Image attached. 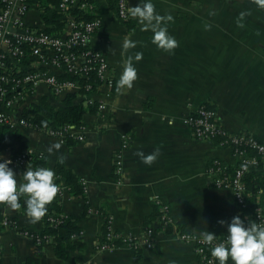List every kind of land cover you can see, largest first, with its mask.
Returning <instances> with one entry per match:
<instances>
[{
    "label": "crops",
    "instance_id": "obj_1",
    "mask_svg": "<svg viewBox=\"0 0 264 264\" xmlns=\"http://www.w3.org/2000/svg\"><path fill=\"white\" fill-rule=\"evenodd\" d=\"M57 0H38L26 14L33 29L59 33V20L48 7ZM155 11L171 14L168 32L178 44L170 50L160 49L152 42L151 30L143 29L138 18L129 31L121 18L110 8L108 0H96V14L101 27L92 35L91 46L102 51L109 63L106 81L89 94L80 87L57 91L45 80L22 87V94L12 96L14 103L7 112L14 127L6 132H18L24 147L15 138L14 147L3 150V159L14 158L21 151L48 157L47 168L54 170L63 161L86 184L87 200L74 197L60 182L62 195L50 204L60 202L65 213L78 218L83 242L73 251L77 264H198L199 256L193 244L182 241L178 230L200 234L211 231L223 234L233 216L242 219L244 209L237 204L230 189L215 185L210 164L216 160L234 169L240 163L232 147L219 139H198L185 123L186 116L202 104H212L220 123L232 134H251L264 141V5L260 0H152ZM139 0H129L130 7ZM1 6V3H0ZM125 37L136 41L135 48L124 49ZM10 57L7 71L42 72L68 75L62 66L53 64V53L46 59L31 53ZM137 52L142 58L133 60L137 79L131 88L118 86L124 63ZM81 63V59L77 61ZM71 77L74 75L70 74ZM107 79H112L110 86ZM115 87L118 91L115 92ZM77 94L76 103L94 101L106 103L105 110L87 113L83 131L71 128L65 137L47 130L21 125L20 120L34 116L35 106H62L65 97ZM76 139L73 145L66 137ZM79 135H84L80 140ZM123 151V173L115 171V157ZM59 145L57 148L56 145ZM51 149V151H49ZM159 149L156 159L145 163V156ZM19 183L27 167L10 164ZM264 173V161L258 167ZM259 189L252 193L254 203L264 202V182H255ZM248 190V189H247ZM248 194V191H247ZM26 195L21 207L13 209L0 203L4 216L0 230V258L3 264H75L60 259L49 242L38 243L31 236L44 228V220L33 221L26 214ZM168 205L177 225L170 232L158 219L150 221L157 203ZM86 204H89L88 208ZM264 206V205H260ZM110 218L112 228L123 236H132L141 244L139 250L119 246L101 249V240ZM7 220L9 224H5ZM154 228V246L145 245L147 229ZM227 264H233L231 258Z\"/></svg>",
    "mask_w": 264,
    "mask_h": 264
},
{
    "label": "built area",
    "instance_id": "obj_2",
    "mask_svg": "<svg viewBox=\"0 0 264 264\" xmlns=\"http://www.w3.org/2000/svg\"><path fill=\"white\" fill-rule=\"evenodd\" d=\"M0 122H7L11 127L16 125L15 121L9 117L7 107H11L14 103L12 99L22 94V87L36 85L39 81L45 80L53 85L57 91L65 88L80 87L85 88L89 92L93 85L87 83L85 86L75 76L87 77L91 69H96L99 78L102 82L106 81V74L109 69V63L106 55L91 46L92 35L101 27L102 20L97 15L93 20L77 19L72 12L76 9L96 12V5L91 0H59L57 3H52L48 7V12L58 13L59 21H65L66 27L63 33L48 32L41 29H33L26 23L25 17L33 6L32 0H0ZM130 7L129 0H119V14L121 18H129L128 8ZM77 46L86 47V51L79 54L73 49ZM31 48V53L38 55L42 59H46V53H53L52 62L57 66H62L68 73L67 79H59L56 75H50L39 71L28 72L24 75L13 76L8 74L6 70L7 60L10 57H23L27 53V49ZM81 59V63L77 61ZM70 74L74 75L71 77ZM108 84L113 86L112 79H107ZM95 87H99V85ZM91 93V91H90ZM89 94V93H87ZM88 96V102L94 100ZM106 103L99 102V111L105 110ZM185 123L192 129L198 139H215L222 137L221 144L232 147L234 153L240 157L239 165L234 169L233 173H228L229 167L220 161L214 160L209 166V172L214 175L215 185L230 189L234 198L243 210L248 206L247 187L245 184V175L255 167H258L264 161V141L260 138L245 133L232 134L229 133L220 123L218 111L212 104H202L193 112L189 113L185 118ZM21 125H28L26 119L20 120ZM71 128L70 126L64 130H47L52 135L65 137ZM83 127L80 129L83 131ZM80 140L84 139V135H79ZM127 140L123 143L122 150L115 157V171L117 175L123 173V151L127 147ZM1 155V154H0ZM30 152H23L16 158H12L13 166L27 167L31 163ZM59 189L62 190L61 187ZM161 209V219L159 220L162 227L176 228L174 219L170 214L168 205L159 203ZM257 221L256 224H264V206L256 207ZM5 224H9L7 220ZM178 237L186 242L193 244L199 256L198 264H216V259L210 254L211 248L217 242H222L225 239L227 230L223 234H216V239L213 244L204 243L199 238L198 234L180 231L176 232ZM35 234V233H34ZM31 236L38 243H47L48 239L39 235ZM154 228L147 229V238L145 245L148 248L154 246ZM116 240H121L123 245L129 246L134 250H139L141 244L132 236H123L119 232H115L109 222L107 241L100 245L101 249L115 248L119 246Z\"/></svg>",
    "mask_w": 264,
    "mask_h": 264
},
{
    "label": "trees",
    "instance_id": "obj_3",
    "mask_svg": "<svg viewBox=\"0 0 264 264\" xmlns=\"http://www.w3.org/2000/svg\"><path fill=\"white\" fill-rule=\"evenodd\" d=\"M33 2H36L38 0H32ZM57 0L56 2H58ZM96 0H91L92 3H95ZM108 4L110 8L120 17L119 14V0H108ZM72 14L77 19H85L87 21L93 20L97 17L96 13H93L91 11H85V10H79L76 9L72 12ZM60 17V14L55 13L54 18L58 19ZM121 18V17H120ZM122 22L127 26L129 31H132L135 27V20L132 18H121ZM59 27L55 28V30H58L59 33H63L64 28L66 27V22L58 21ZM29 50V48H28ZM87 48L83 46H77L73 49V51H76L77 54H79L82 51H86ZM11 71H8V74H11L13 76H20L24 75L23 71H17L15 69H10ZM61 79H67L68 75L62 74ZM73 79H77L81 85L85 86L87 83H92L93 87L90 90L93 92L96 90L95 85L100 84L102 80L99 78L97 74L96 69H91L87 75V77H79L75 76ZM86 92L85 88L83 87L81 89V92L84 94L90 93ZM115 92L118 91V87H115ZM77 94L70 93L68 94L61 107L59 108H52L47 102L45 103V107L41 106H35L34 107V116H29L26 118V121L28 125L39 127L45 130H64L67 127L74 126L76 128L83 127L84 124V116L87 113H98V106L99 102H80L76 103ZM11 129V124L7 122H0V153L8 148L14 147V142L12 138L17 139L21 144L22 147H24L23 137L18 132H13L9 136L6 135V132ZM215 139H219L220 142L223 140L222 137H217ZM66 142L70 145H73L76 142V139L67 136ZM19 154H21V151L17 152L14 155V158H16ZM31 159V165L33 168L37 167H45L47 168V162L48 157L45 154H39V155H30ZM55 172V178H62L65 180L66 189L68 192L73 195L74 197L82 198L84 200H87V190H86V184L82 180L80 176L75 174L70 168L66 167L63 161L59 162L56 167L54 168ZM228 173H233V170H228ZM245 184L247 187L248 194V206L244 208V216H245V222L249 223H256L257 221V214H256V207L260 205H264V202L260 203H254L253 194L257 193V190L259 187L255 182L257 180L259 182H264V173L261 171H258V169H253L252 171H249L245 175ZM59 187L60 182L55 181ZM63 190L59 189L57 196L62 195ZM22 195V194H21ZM21 195L19 197V201L21 198ZM89 204H86V207L88 208ZM47 212L42 217L44 220V228L41 232L35 233L34 235H39L40 237H44V239H48L49 243L52 244L55 248L56 255L63 260L70 261L72 263H76V258L73 256V251L76 249H80L83 246V242L77 238L82 233V228L78 225V218L73 215H68L64 212L61 203L60 202H54L53 208L51 207V204H47ZM161 209L159 206L155 208L154 214L150 217V221L153 220H160L161 219ZM106 224H105V231L101 238V240L104 242L107 241V233H108V227L110 218L106 217ZM3 220L4 216L2 215L0 211V230L3 227ZM171 226L166 227L167 230H171ZM115 242L121 243V240H116ZM211 254V251H210ZM216 259V258H215ZM0 264H3L1 258H0ZM26 264H37V260L35 259H29ZM216 264H219V261L216 259Z\"/></svg>",
    "mask_w": 264,
    "mask_h": 264
},
{
    "label": "clouds",
    "instance_id": "obj_4",
    "mask_svg": "<svg viewBox=\"0 0 264 264\" xmlns=\"http://www.w3.org/2000/svg\"><path fill=\"white\" fill-rule=\"evenodd\" d=\"M264 5V0H260ZM131 17L138 18L143 29L151 30L152 42L165 51L174 49L178 42L168 32V22L173 19L171 14L161 15L155 11L152 0H139L136 6L128 8ZM136 41L125 37L123 48H135ZM142 53L137 52L134 57L130 56L124 63L123 71L118 80L121 88H131L137 79V68L133 60H140ZM58 148L59 145L57 144ZM51 151V149H49ZM159 149L153 153L144 155L138 152L145 163H151L156 159ZM10 159H3L0 155V203H6L13 209H19L21 204L19 197L26 195V214L33 220H40L47 212L49 204L57 195L59 185L55 182V172L51 168L27 167L23 172V182L19 183L15 171L9 167ZM221 225L227 224V233L222 242H217L211 248L212 257L219 264H227L229 258L233 264H264V224L245 222L239 215L233 216L230 222L218 221ZM202 242L213 244L216 234L211 231H203L199 234Z\"/></svg>",
    "mask_w": 264,
    "mask_h": 264
}]
</instances>
